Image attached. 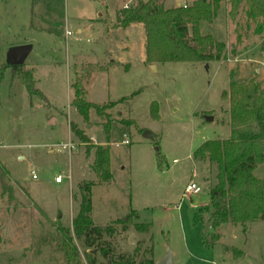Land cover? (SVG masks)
<instances>
[{"label": "rangeland", "instance_id": "rangeland-1", "mask_svg": "<svg viewBox=\"0 0 264 264\" xmlns=\"http://www.w3.org/2000/svg\"><path fill=\"white\" fill-rule=\"evenodd\" d=\"M133 2L0 0V264H66L58 246L60 229L72 235L84 264L87 251L104 264L103 247L132 255L135 264L159 260L168 251L173 264H264V221L213 227L210 192L216 166L193 157L204 141L230 136L224 95L230 82L264 80V65L256 71L264 59L262 18L246 21L238 13L231 20L223 1L211 22L199 23L201 34L225 43L222 58L148 62L143 25L123 27L115 17L116 10ZM157 2L169 8L193 0ZM103 9L102 25L92 18ZM22 44L31 49L20 71H33L42 96H29L20 71L6 67L8 50ZM76 80L87 99L99 105L87 119L71 105L70 84ZM70 123L91 145L109 148L110 183L98 184L91 169L94 148L86 152ZM145 129L154 133L152 139L142 136ZM70 139L71 152L60 151ZM56 174L62 175L61 183L54 181ZM253 174L264 179V163ZM190 180L201 187L199 193L184 194ZM87 181L95 183L94 224L112 227L89 248L72 228L78 186ZM137 223L147 229L136 230Z\"/></svg>", "mask_w": 264, "mask_h": 264}, {"label": "trees", "instance_id": "trees-1", "mask_svg": "<svg viewBox=\"0 0 264 264\" xmlns=\"http://www.w3.org/2000/svg\"><path fill=\"white\" fill-rule=\"evenodd\" d=\"M229 4L228 15L234 20L238 13H243L246 21L262 18L264 22V0H193L186 6L164 8L157 0H134L128 7L115 11L117 22L125 27L130 23H141L144 29V54L148 62L203 61L219 60L225 54V43L211 34L199 32V23L211 22L217 15L220 3ZM6 67L20 71L22 64ZM4 73L0 67V82ZM15 71L11 75L14 76ZM23 84L29 96L38 94L34 87L33 71L21 72ZM73 91L71 105L77 113L87 119L91 108L99 110V105L89 101L78 80L70 84ZM230 136L227 139L204 141L193 153L195 159H207L216 166V183L210 192L212 205L210 212L212 226L226 222L245 225L254 221H264V179L253 174L258 164L264 163V80L252 77L248 80L231 81L228 92ZM42 96V95H41ZM71 132L85 144L86 152L94 148L91 169L98 184L110 183L109 148L91 145L88 137L70 123ZM108 132L109 128H104ZM2 167L0 165V172ZM93 181L79 184L80 200L76 215L72 218L73 234L83 238L89 248L95 239L104 232L110 234L111 226L95 225L91 218V187ZM195 214V220H199ZM138 231L147 229L145 223L134 225ZM58 237V246L66 264H84L67 231ZM104 264H135L134 257L126 253L113 254L108 248L101 249ZM86 264H103L95 253L84 254ZM143 264H155L152 258Z\"/></svg>", "mask_w": 264, "mask_h": 264}, {"label": "water", "instance_id": "water-1", "mask_svg": "<svg viewBox=\"0 0 264 264\" xmlns=\"http://www.w3.org/2000/svg\"><path fill=\"white\" fill-rule=\"evenodd\" d=\"M146 1V0H144ZM29 44H22L11 47L7 52L6 61L11 64H21L30 52ZM207 120H212V117H206ZM142 136L152 139L154 133L148 129L143 130ZM155 264H173L171 261V253L168 251L164 257L155 262Z\"/></svg>", "mask_w": 264, "mask_h": 264}, {"label": "built area", "instance_id": "built-area-1", "mask_svg": "<svg viewBox=\"0 0 264 264\" xmlns=\"http://www.w3.org/2000/svg\"><path fill=\"white\" fill-rule=\"evenodd\" d=\"M129 5L128 4H124L123 7H128ZM183 6H186V4H183ZM71 34V31L69 29H66L65 30V35L68 36ZM124 138H123V142L124 143H128V139L126 138L125 135H123ZM75 147V143L70 139L68 140V142H65V143H62L61 145H59V150L60 151H65L67 153H70L71 150ZM51 149V148H50ZM31 175H32V178H35L36 175L34 174L33 171H31ZM62 180V175L61 174H57L55 177H54V181L55 182H60ZM201 191V187L194 181V180H190L185 188H184V194H197Z\"/></svg>", "mask_w": 264, "mask_h": 264}, {"label": "crops", "instance_id": "crops-1", "mask_svg": "<svg viewBox=\"0 0 264 264\" xmlns=\"http://www.w3.org/2000/svg\"><path fill=\"white\" fill-rule=\"evenodd\" d=\"M104 9H107L108 11H109V9L105 6V8ZM104 9L102 10V11H100L99 13H98V15H96L95 17L96 18H92V19H94V21H101L102 22V25H103V19H101V18H103V14H104ZM76 32L77 33H81L82 32V29L81 28H77V30H76ZM111 39H113L114 37L111 35ZM110 38H108L107 40H106V42L105 43H101V44H105V45H107V42H108V40H111ZM109 50V48L106 46L105 48H104V50ZM261 51V50H260ZM115 52H117V51H115ZM259 53V47H256V55ZM112 57V56H111ZM109 58L110 59V62L108 63L109 65H112L113 63H115V59L114 58ZM260 62V66H258L257 68H256V71H261L262 70V67H261V65H264V59L263 60H261V61H259ZM107 68H108V65H107ZM103 70H106V69H103ZM100 71H102V70H100ZM20 157V156H19ZM23 156H21V158H22ZM57 175V174H56ZM55 175V176H56ZM62 182V180L60 181V182H58V183H61ZM57 183V182H56ZM72 213H73V210H72ZM71 213V214H72ZM156 261H158L157 259L155 260V262Z\"/></svg>", "mask_w": 264, "mask_h": 264}]
</instances>
